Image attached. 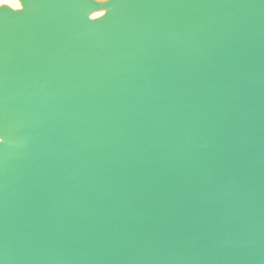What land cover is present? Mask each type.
<instances>
[{"label":"water","instance_id":"obj_1","mask_svg":"<svg viewBox=\"0 0 264 264\" xmlns=\"http://www.w3.org/2000/svg\"><path fill=\"white\" fill-rule=\"evenodd\" d=\"M18 1L0 264H264V0Z\"/></svg>","mask_w":264,"mask_h":264},{"label":"bare ground","instance_id":"obj_2","mask_svg":"<svg viewBox=\"0 0 264 264\" xmlns=\"http://www.w3.org/2000/svg\"><path fill=\"white\" fill-rule=\"evenodd\" d=\"M0 4H8L12 7H19L20 6L18 0H0ZM98 14H100V12H95L92 14V16H96Z\"/></svg>","mask_w":264,"mask_h":264}]
</instances>
